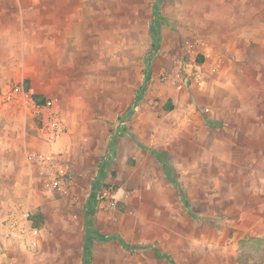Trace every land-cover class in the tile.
<instances>
[{"label": "rangeland", "instance_id": "1", "mask_svg": "<svg viewBox=\"0 0 264 264\" xmlns=\"http://www.w3.org/2000/svg\"><path fill=\"white\" fill-rule=\"evenodd\" d=\"M69 3L35 69L65 134L48 144L0 103V264H264V0ZM26 55L14 44L2 69ZM27 80L0 95L34 94ZM243 81L235 117L222 100ZM26 216L34 248L12 226Z\"/></svg>", "mask_w": 264, "mask_h": 264}, {"label": "crops", "instance_id": "2", "mask_svg": "<svg viewBox=\"0 0 264 264\" xmlns=\"http://www.w3.org/2000/svg\"><path fill=\"white\" fill-rule=\"evenodd\" d=\"M69 2L70 0H0V55L12 49L14 44L22 53L27 54L23 58V64L17 65L11 72L2 69L6 68V62L5 59H0V69L3 73L0 84L11 80L12 77H20L30 80L27 81L30 82L31 93L43 92L42 80H48L51 75L49 71L48 74L36 72L38 53L61 51L60 45L56 42L59 41L62 30L68 28L65 23L70 20L67 12ZM63 6H66L65 12L62 10ZM239 88L238 91L237 88L233 89V84L229 86V98H223L222 101L233 103L232 116L247 117L250 108H242V105L238 103L242 99L245 101L244 94L247 91L252 92L254 88L245 81Z\"/></svg>", "mask_w": 264, "mask_h": 264}, {"label": "built area", "instance_id": "3", "mask_svg": "<svg viewBox=\"0 0 264 264\" xmlns=\"http://www.w3.org/2000/svg\"><path fill=\"white\" fill-rule=\"evenodd\" d=\"M0 103L22 106L35 118H39L40 123L38 129L40 135L48 144H55L66 132L65 122L60 114L55 99H47L44 105L37 104L23 84H16L3 90L0 95ZM43 158L50 162H53V159L55 160L54 156L50 154L43 156ZM53 164L58 171L63 172L65 170V165L62 162L56 161ZM25 220L26 221L18 226L17 222L13 221L12 226L18 229L17 232L21 229L24 233L29 232V235L32 234V237L28 238L27 243L30 247L34 248L37 245V240L34 236L39 230L32 225V222L27 216ZM17 232H14V235L17 236Z\"/></svg>", "mask_w": 264, "mask_h": 264}, {"label": "trees", "instance_id": "4", "mask_svg": "<svg viewBox=\"0 0 264 264\" xmlns=\"http://www.w3.org/2000/svg\"><path fill=\"white\" fill-rule=\"evenodd\" d=\"M146 62H147V69H146V72H145V81H144V83H143L142 89H145V88L148 86V84H149V82L151 81V79H152V68H151V62H152V59L149 57V58H147ZM32 98L35 100V102H36L37 104H40V105H44V104L46 103V101H47V99L45 98V96L42 95V94L34 93V94H32ZM38 217H39L41 220H43V214H42V213H40V214L38 215ZM34 223H35V222H34ZM36 224H37V223H36ZM251 240H252V241H255V242H258V244H261V243L264 242V236L256 237V238L251 239ZM251 240H250V241H251ZM248 241H249V238H248L246 241H243V246H244Z\"/></svg>", "mask_w": 264, "mask_h": 264}]
</instances>
